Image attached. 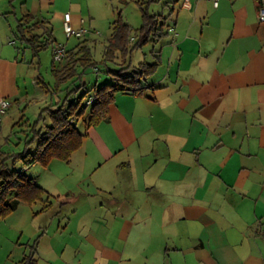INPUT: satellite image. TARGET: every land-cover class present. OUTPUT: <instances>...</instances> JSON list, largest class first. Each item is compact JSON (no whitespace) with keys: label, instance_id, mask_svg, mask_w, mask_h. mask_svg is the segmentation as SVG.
I'll return each mask as SVG.
<instances>
[{"label":"crops","instance_id":"0c3cea01","mask_svg":"<svg viewBox=\"0 0 264 264\" xmlns=\"http://www.w3.org/2000/svg\"><path fill=\"white\" fill-rule=\"evenodd\" d=\"M98 1L0 0V101L11 103L0 114L1 150H16L15 124L33 122L29 111L61 101L41 79V53L33 60L16 39L18 19L42 22L66 51L92 45L86 35L99 33L86 25ZM171 1L163 35L145 43L150 56L132 62L158 63L141 89L114 95L108 118L86 130L68 163L25 169L57 200L37 210L48 217L23 258L264 264V0ZM64 22L83 35L66 38Z\"/></svg>","mask_w":264,"mask_h":264},{"label":"trees","instance_id":"16d2710c","mask_svg":"<svg viewBox=\"0 0 264 264\" xmlns=\"http://www.w3.org/2000/svg\"><path fill=\"white\" fill-rule=\"evenodd\" d=\"M131 1L141 12V26L133 30L128 23L121 20L120 14L112 22L111 35L106 42L101 64L107 67L106 63L110 62L119 69L116 71L107 69L106 73L112 77L111 82L99 86L93 85L92 100L87 118L84 120L83 132L77 129L75 122L78 117L84 118L85 108L88 105L78 109L80 101L75 103L70 101L66 103V101L72 93L84 85L83 83L76 85V81H79L83 74L80 71L96 69L97 63L92 55V45L82 40L72 49L66 50L61 67L54 60L52 61L51 75L54 85L53 91H49L58 93L63 87L62 90L67 94L60 102L43 109L33 122L21 118L15 124L16 130L13 132L15 151L0 149V218L6 217L21 203L29 206L40 204L41 208L38 212L50 209L51 199L57 200V198L41 188L25 169L36 164L47 166L53 160L68 163L74 151L82 145L86 130L108 118V107L114 95L118 92L139 91L141 81L153 74L158 63L142 62L138 67L132 68V54L151 38L163 35L168 16L147 12L149 5L158 0ZM171 3V0H166L165 7ZM42 24L25 15L18 19L16 26V39L31 51L33 60L37 59L43 50L50 48L53 52L55 43L51 37V30L41 28ZM132 33H135V37L131 36ZM17 164H20V169L14 168ZM20 264H34L32 256H26Z\"/></svg>","mask_w":264,"mask_h":264},{"label":"rangeland","instance_id":"374dc122","mask_svg":"<svg viewBox=\"0 0 264 264\" xmlns=\"http://www.w3.org/2000/svg\"><path fill=\"white\" fill-rule=\"evenodd\" d=\"M165 2L166 0H158L153 2L149 5L147 12L149 14H159L166 16L168 12L167 8L165 7ZM98 3L99 8L95 14V21L91 23V25H89V23L86 25L93 30L92 32L96 31L99 33L98 35H86V38L88 40L90 39V42L92 43V55L97 63V66L96 69L90 68L85 71H80L83 72V74L81 75V79L76 81V85H81L82 83L84 85L75 93H72L69 96V99L66 101V103L69 101L74 103L80 101L78 109L88 105L85 108L86 110L84 113V118L78 117V120L75 122L79 131L83 130L84 120L87 118L89 112V105L93 95V85L96 84L99 86L100 84L111 82L112 77L106 73L107 69H111L113 71L119 69L118 66L111 64L110 62L106 63L107 67L101 64L104 57V49L107 38H109L111 34L109 30L110 24H112V22L117 18L118 14H120L121 20L128 23L133 28V30L138 29L142 23L141 12L138 6L131 0H99ZM81 18H84L87 22L91 21L84 14ZM54 31L55 30H53V32ZM53 35H55L58 40H65L61 32H59L58 37L55 33ZM131 36L135 37V33H132ZM72 40L76 43L78 42L76 41L78 39L73 38ZM149 52L150 45L145 44L142 46V48H138L134 52L132 62L138 58H142L143 60V54H145L146 58H148L150 56ZM40 57L41 79L43 82L50 84L48 85L49 89L53 91L54 80L52 79L50 72V48L43 50ZM115 62L119 63V61ZM62 88L63 87H61V91L58 93L51 92V100L55 102L58 99L63 100L64 97H66L67 93L62 90ZM29 112L30 113L28 117L31 119V121L36 120L39 115V111L36 112V115H34L32 111ZM8 133L9 130L5 128L3 129L2 136H6ZM14 168L20 169V164H17L14 166ZM39 208L40 204L29 206L21 203L18 204L16 209L9 213L6 217L0 218V264H20L23 256L28 255V247L31 245L33 240L37 238V235L34 236L36 231H41L43 229L41 226L44 224L43 222L45 217H48V214L44 213L36 215L35 213Z\"/></svg>","mask_w":264,"mask_h":264},{"label":"built area","instance_id":"2783aa9c","mask_svg":"<svg viewBox=\"0 0 264 264\" xmlns=\"http://www.w3.org/2000/svg\"><path fill=\"white\" fill-rule=\"evenodd\" d=\"M190 1V0H184ZM214 7L218 6V0H212ZM258 20L260 23H264V1H261L258 7ZM82 22H84L82 20ZM63 32L66 38L76 37L80 38L84 31L81 29H74L68 22H64L63 24ZM65 54V49L60 44H54L53 46V59L56 62H61L63 60ZM11 103L8 100H1L0 101V114L5 113V111L10 108Z\"/></svg>","mask_w":264,"mask_h":264}]
</instances>
